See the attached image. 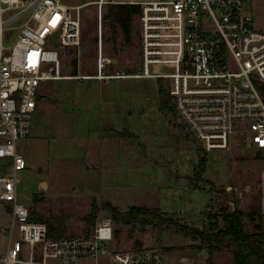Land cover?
Wrapping results in <instances>:
<instances>
[{
    "label": "rangeland",
    "instance_id": "374dc122",
    "mask_svg": "<svg viewBox=\"0 0 264 264\" xmlns=\"http://www.w3.org/2000/svg\"><path fill=\"white\" fill-rule=\"evenodd\" d=\"M92 1L63 0L83 5L82 38L78 47L62 51L61 70L69 77L39 84L38 107L29 133L17 143L27 160L20 201L29 206L34 218L53 220L61 215L67 227L63 236L88 234L99 214L111 216L103 202L121 211L130 205L159 209L199 229L207 230L213 224L221 227V217L214 215L219 201L211 203L207 185L197 180L194 172L199 153H204L202 178L215 186L231 187L220 203L242 210L248 233L256 230L258 222L264 231V149L244 144L235 132L228 148L205 150L176 119L175 111L161 107L158 84L162 82L167 89L164 78L71 77L96 72L97 17ZM247 10L254 27L264 30V0H251ZM102 34L103 52L112 57L107 72L133 74L141 70L136 14L127 33L119 25L112 27L105 18ZM161 68L177 71L172 62ZM2 165L0 161V172ZM90 214L95 216L93 225L87 221ZM11 217L0 202V256L7 249ZM145 219L124 223L112 218L111 247L131 250L151 246L162 251L165 264H235L234 243L228 237L209 244L190 238L177 227L159 229ZM18 236L15 229L13 238ZM83 263L107 261L101 257Z\"/></svg>",
    "mask_w": 264,
    "mask_h": 264
},
{
    "label": "built area",
    "instance_id": "2783aa9c",
    "mask_svg": "<svg viewBox=\"0 0 264 264\" xmlns=\"http://www.w3.org/2000/svg\"><path fill=\"white\" fill-rule=\"evenodd\" d=\"M250 1L93 0L96 72L71 77L164 78L176 119L205 150L228 148L235 132L244 144L264 149V30L254 27ZM111 4L138 8L141 70L133 74L107 72L112 57L103 52L102 25ZM82 6L0 0V202L12 216L0 264H84L101 257L107 264H165L162 251L151 246L112 248L111 216L99 214L88 234L54 239L47 222L20 201L27 160L17 143L29 133L40 82L69 77L61 70L62 51L80 45ZM170 62L177 71H162Z\"/></svg>",
    "mask_w": 264,
    "mask_h": 264
},
{
    "label": "trees",
    "instance_id": "16d2710c",
    "mask_svg": "<svg viewBox=\"0 0 264 264\" xmlns=\"http://www.w3.org/2000/svg\"><path fill=\"white\" fill-rule=\"evenodd\" d=\"M138 12L137 6L131 5H108L104 17L110 19L111 26L119 25L123 33L130 31L131 21L133 15ZM96 45V37L95 44ZM76 74V73H74ZM159 97L161 107L166 108L168 111H174L169 93L166 87L161 83L158 84ZM261 93L264 95V84L259 87ZM198 165L194 172L197 180L202 179L203 183L207 185V189L211 196V203L219 201L220 208L216 207V217L220 216L222 226L218 224L210 225L209 229H199L191 224L180 223L172 216L162 213L159 209H151L144 206L130 205V207L121 211L115 205L109 202H103V209L111 213V217L115 220H121L124 223H130L146 218L151 221L152 225L159 229L177 227L183 234L188 235L192 239L201 238V240L211 243H219L224 237H228L234 243L232 251V258L235 264H264V231L260 222L255 224L256 230L253 233H248L242 223V210L235 208L231 209L221 202V197L226 194V191L231 189L227 186L214 185L207 179L202 178L203 169L206 161L204 153H199ZM33 202L37 200L33 198ZM223 202V201H222ZM92 208H95V202L92 203ZM38 220H44L43 217L37 216ZM95 216L90 214L87 217L89 224L93 225ZM48 224V236L58 239L65 235L67 227L65 226L64 218L55 216L53 220H45ZM145 222V221H144ZM147 223V222H146Z\"/></svg>",
    "mask_w": 264,
    "mask_h": 264
},
{
    "label": "crops",
    "instance_id": "0c3cea01",
    "mask_svg": "<svg viewBox=\"0 0 264 264\" xmlns=\"http://www.w3.org/2000/svg\"><path fill=\"white\" fill-rule=\"evenodd\" d=\"M78 101H80L79 97L76 98V102H78ZM37 104H38V100H37Z\"/></svg>",
    "mask_w": 264,
    "mask_h": 264
},
{
    "label": "water",
    "instance_id": "95a60500",
    "mask_svg": "<svg viewBox=\"0 0 264 264\" xmlns=\"http://www.w3.org/2000/svg\"><path fill=\"white\" fill-rule=\"evenodd\" d=\"M154 68H156V70L158 69L157 66H155Z\"/></svg>",
    "mask_w": 264,
    "mask_h": 264
}]
</instances>
